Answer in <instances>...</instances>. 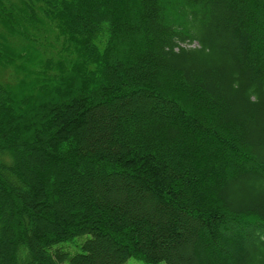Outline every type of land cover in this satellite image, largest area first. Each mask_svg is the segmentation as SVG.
Wrapping results in <instances>:
<instances>
[{
    "label": "trees",
    "instance_id": "16d2710c",
    "mask_svg": "<svg viewBox=\"0 0 264 264\" xmlns=\"http://www.w3.org/2000/svg\"><path fill=\"white\" fill-rule=\"evenodd\" d=\"M130 258L264 264V0H0V264Z\"/></svg>",
    "mask_w": 264,
    "mask_h": 264
},
{
    "label": "rangeland",
    "instance_id": "374dc122",
    "mask_svg": "<svg viewBox=\"0 0 264 264\" xmlns=\"http://www.w3.org/2000/svg\"><path fill=\"white\" fill-rule=\"evenodd\" d=\"M81 241H82V239H76L75 240V242H77L79 244H80ZM66 247H68V250L71 253L79 252L80 251V247L79 246L78 247L75 246L74 243H68L66 245ZM124 264H145V263L143 261H141V260H137V259H134V258H130ZM158 264H165V263L161 262V263H158Z\"/></svg>",
    "mask_w": 264,
    "mask_h": 264
}]
</instances>
